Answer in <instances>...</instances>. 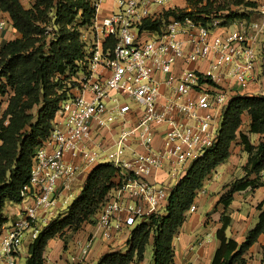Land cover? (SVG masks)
<instances>
[{
  "label": "built area",
  "instance_id": "1",
  "mask_svg": "<svg viewBox=\"0 0 264 264\" xmlns=\"http://www.w3.org/2000/svg\"><path fill=\"white\" fill-rule=\"evenodd\" d=\"M188 1L112 0L100 17L103 0H95L92 35L82 37L75 72L60 76L67 97L35 150L25 206L0 234V264L27 260L24 241L58 220L78 179L85 183L102 163L116 168L115 186L93 232L77 242V263L96 239L115 242L143 218L163 215L171 191L218 141L230 100L264 96V8L259 18L231 23L214 15L164 19L166 10L191 11ZM158 19L159 32L141 29ZM12 27L0 8V44ZM196 209L194 203L187 213Z\"/></svg>",
  "mask_w": 264,
  "mask_h": 264
},
{
  "label": "trees",
  "instance_id": "2",
  "mask_svg": "<svg viewBox=\"0 0 264 264\" xmlns=\"http://www.w3.org/2000/svg\"><path fill=\"white\" fill-rule=\"evenodd\" d=\"M189 2L191 11L166 10L164 19L190 16L200 20L209 15L226 17L228 23L235 19H253L231 12L228 6L217 5L215 0ZM232 2L237 6L257 8L256 2L251 0ZM0 8L9 14L19 34L0 48V97L7 99L6 109L0 116L1 234V228L8 222L4 215L7 202L22 201V190L30 181L35 150L52 133L55 114L67 97L60 76L68 71L75 72L76 61L82 56L85 45L82 30L93 24L96 7L95 0H33L30 8H26L21 0H0ZM225 11L229 13L224 14ZM161 24L162 19L145 20L141 29L159 32ZM246 117H249L248 122ZM251 134L260 135L257 144L252 142ZM236 141L248 154L245 175L232 182L219 200L225 211L223 225L217 231L220 246L212 264H246L249 249L264 234V203L258 204V222L242 243L226 235L231 223L227 208L235 193L264 186L261 179L264 171V96H234L230 100L218 141L193 162L188 173L171 191L165 213L143 218L131 231L128 250L125 253L119 250L107 252L98 264L141 262L150 243L154 264H174L173 241L188 218L187 211L208 177L230 158ZM115 176L113 165L95 166L66 214H61L29 244L27 264H46L45 252L51 239L61 237L66 241L84 225H95L102 204L115 186Z\"/></svg>",
  "mask_w": 264,
  "mask_h": 264
},
{
  "label": "crops",
  "instance_id": "3",
  "mask_svg": "<svg viewBox=\"0 0 264 264\" xmlns=\"http://www.w3.org/2000/svg\"><path fill=\"white\" fill-rule=\"evenodd\" d=\"M21 1L26 8H30L33 2V0ZM111 6L112 0H103L99 10V16L102 17L108 14L110 12ZM18 36L19 34L16 32L14 27L3 32L1 35L2 42L0 44V48L5 42L15 39ZM248 121L249 117H246V122ZM250 138L254 144H257L260 139V135L251 134ZM238 150L242 152V165L245 166L248 154L244 151V148L239 143V141H236L232 146L230 158L225 163L220 165L208 177L204 183V186L199 190L200 194L195 200V204L198 209L197 212H194L188 216L179 233L174 238V264H212L214 254L220 246V240L217 237V231L223 225L222 215L225 211L224 205L220 204L219 200L221 196L229 189V186L225 188V185L228 183L230 174L233 173V171L236 172L237 170V167H234L232 164L231 159L233 160L234 158L233 152L236 153ZM263 172L261 174L262 181H264ZM213 191H215V193L218 192V194L214 195ZM262 202L264 203V186H260L256 189L248 188L235 193L233 202L227 208V213L231 217V223L226 230V235L229 238L235 239L239 243H242L245 240L248 231L252 229L258 222L259 211L257 206ZM24 206L25 203L23 204V207ZM22 209L15 211H17L19 215ZM15 220L16 218L9 219V221L2 227L1 233L5 232ZM81 230L75 234L68 235L70 237H73V235L77 236ZM129 236L130 232H128V234H126V232L123 234L119 233L115 239L116 246L120 247L123 242L127 241ZM81 239H85V237H82ZM79 241L81 240H78V242ZM27 243L28 239L24 241L25 247L22 254L28 253L29 247L27 246ZM71 243L72 242H69L68 248ZM125 245H127V243L123 246ZM148 247H150L151 250V259L145 257L141 262H132L130 264H154L155 258L152 243H150ZM263 247L264 234H262L258 241L249 249L248 253L246 254V264H264ZM105 249L106 245H103V242H101L99 239L97 240L95 247L92 249L89 256H94V254L99 255L103 251L105 252ZM147 249L145 256L147 254ZM46 252V264H66V260L70 263V261H75L74 258L77 255L76 248L73 254H70V249L66 248L64 245V238L61 237L51 239L46 247ZM75 263L77 264L76 261Z\"/></svg>",
  "mask_w": 264,
  "mask_h": 264
},
{
  "label": "rangeland",
  "instance_id": "4",
  "mask_svg": "<svg viewBox=\"0 0 264 264\" xmlns=\"http://www.w3.org/2000/svg\"><path fill=\"white\" fill-rule=\"evenodd\" d=\"M215 1H216V4L217 5L221 4V5L228 6V8L230 9L231 12H236L238 14H246V15H249L250 17H252V18L254 17L253 19L259 18L260 12H261L260 11V8H264V0H251V1L256 2V4H257V8L256 9H252L251 7H246L245 5L237 6V5H235L232 2V0H215ZM177 3L178 4H182L181 1H177ZM185 5H186V3L183 6H185ZM187 6L189 7V9H192V4L189 1L187 2ZM228 13H229V11H225L224 12V14H228ZM88 35H89V38L92 35L91 32H89V29H83L82 30V37L88 36ZM123 97L126 98L127 102H129L131 105H133V106L135 105L130 98L125 97V96H123ZM6 103H7L6 96H4V98L0 97V116L4 113V111L6 109V106H7ZM241 153L242 152H240L239 150L236 153L233 152L234 158H233V160L231 159V162L234 165V167L235 166L237 167V170H236V172L233 171V173L230 174V178L228 180V183L225 185V188L228 187L229 185H231V183L234 182L235 180H239L242 177H244V175H245L244 165H242V157L243 156H242ZM105 160L106 159H104L103 161H105ZM84 180H85V177H82V176L78 179L77 184L74 186V188H73V190L71 192V197L69 198V201L66 204H63L62 209H59L58 210L59 216L61 214H66L67 208L69 207V205L78 197V195L80 194V192H81V190L83 188ZM213 192H214V195H217L218 194V192L217 193H215V191H213ZM23 204H24L23 202H20V203H10V202H7L6 207L4 209V215H5V217L7 218L8 221H9V219H15V218L17 219V218H19V215H18L17 211H15V210L22 209ZM197 210L198 209H196L195 212H197ZM20 213H21V211H20ZM190 215L191 214H188L187 213V216H190ZM84 226L85 227L82 228L81 232H79L77 234V236H75V235H73V237L72 236L71 237L68 236V238H67L66 241L64 239V245L66 246L67 249H70V254H73V252H74V250L76 248V245H77L78 240H83V239H81L82 237H85L86 238L89 234H91L93 232V226L94 225H90L89 226V224H86ZM131 231H132V228L129 229V230L125 229L121 234H123L125 232H126V234H128V232H131ZM99 239L101 240V242H103V245L104 244L106 245V249L107 250L105 249V252L103 251L99 255L94 254V256L92 255L91 257L89 256L90 255L89 254L88 255L89 258L87 257L84 260L83 263H77V264H98L99 260L107 252H110V251H118L119 250L122 253H125L128 250V248H129L128 245L123 246L126 243L128 244V239H127V241L123 242V244H121L120 247H117L116 244H115V242H112V241H110V242L104 241L101 238H99ZM99 239H96V242ZM74 241H75V243H74ZM31 242H32L31 240H28V243H27V246L28 247H29V244ZM69 242H72V243H71V245L68 248ZM107 245H108V247H107ZM24 247H25V244L23 245V249H24ZM94 247H95V245L93 246V248ZM25 255H26V253H23V256H25ZM145 257L151 259V250H150V247H148L147 254H146ZM25 261H26V259L23 258L22 261H21V263H25ZM26 264H27V261H26ZM66 264H76V263H75V261H72V262L70 261V263H69V261L66 260Z\"/></svg>",
  "mask_w": 264,
  "mask_h": 264
}]
</instances>
